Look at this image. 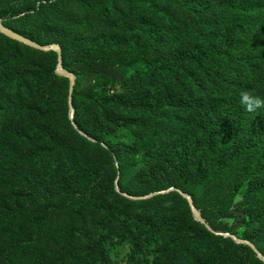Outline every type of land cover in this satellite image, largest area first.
Masks as SVG:
<instances>
[{"label":"trees","instance_id":"1","mask_svg":"<svg viewBox=\"0 0 264 264\" xmlns=\"http://www.w3.org/2000/svg\"><path fill=\"white\" fill-rule=\"evenodd\" d=\"M50 1L39 0L32 12L38 13ZM122 1L132 14L137 9L148 12L137 22L122 21L128 29L131 27V31L125 30L122 44L111 43L123 51V56L129 57L122 66L132 68L134 72L125 82L117 84L122 94L111 96L108 89L102 90L89 100H83L85 107H80L74 97L75 87V122L98 142L78 134L66 114L68 134L77 146L102 148V143H106L110 150H104L113 156L115 153L119 161L122 157L124 160L126 153L142 157L137 178L143 188L162 190L170 185L191 195L213 230L218 217L228 214L235 195L246 186L243 208L248 217L247 231L251 234L246 240L264 255L259 246L264 240V109L247 112L239 97L240 91L253 90L264 99V53L253 52L245 56L232 51L224 53L207 39L220 31L232 35L238 31H264V0H175L178 5L196 10L201 21L197 27L203 30L200 34H194V26L182 25L173 10L154 0ZM111 5L115 7L116 4L112 2ZM206 10L211 14L204 12ZM183 32L189 40H174L177 46L163 52L170 41L165 39ZM4 40L10 48L8 55L0 51V82L3 77L10 76L11 64L16 63L21 45L6 37ZM101 40L116 38L103 36ZM22 47L27 54L37 53ZM60 47L64 59L65 45L60 44ZM51 54L53 52L43 55ZM55 79L67 80L59 76ZM12 81L11 92L19 95L27 94L36 79L32 72L18 70ZM5 100L7 97L0 90V113ZM29 102L28 110L22 108V102L18 104L20 113L25 115L24 123L7 128L0 141V163L22 158L25 153L20 151L21 147L74 148V143L66 144L65 134L48 123L52 113L47 103H36L32 99ZM7 103L16 106L14 100L8 99ZM83 112L88 115L84 124ZM90 117L91 121L86 123ZM154 128L160 130L158 138L153 143H146V133ZM253 152V162L230 185L227 207L209 217L197 200L196 190L211 188L223 175L235 172L244 156ZM52 162V170L62 177L58 193L49 187L43 167H38L32 172L35 183L32 192L0 199V228L13 229L7 238L0 236V264H79L80 257H87L89 249L85 242L90 232L84 215L94 192L83 186L75 190L76 181L73 173L70 174L72 164ZM124 179L123 164L121 189L132 197L137 196L126 189ZM179 195L173 192L149 202H130L148 207L158 201L176 198L184 208L186 218L165 207H159L162 212L152 218L123 213L121 242L123 247H132L127 264H141V260L148 264H227L229 249H234L245 264L247 260L263 264L248 246L206 230L195 220L189 203ZM70 207L84 218L76 230L70 233L67 230L61 235L45 233L44 227L55 209L59 214H66ZM46 208L49 209L47 217L44 215ZM103 255L107 259L103 264H112L109 254ZM96 256L97 253L93 254L89 260Z\"/></svg>","mask_w":264,"mask_h":264},{"label":"rangeland","instance_id":"2","mask_svg":"<svg viewBox=\"0 0 264 264\" xmlns=\"http://www.w3.org/2000/svg\"><path fill=\"white\" fill-rule=\"evenodd\" d=\"M154 1L173 10L182 25L194 26L196 30L194 34H200L203 31L200 26L197 27L201 25V21L193 7L178 5L175 0ZM38 2L39 0H0V21L4 26L24 38L36 44L39 42L40 46L65 45L63 67L66 71L74 74L76 78L77 93L74 97L77 98L80 107H85L83 100H89L94 94L102 90L108 89L111 96L122 94L120 86L118 87L117 84L125 82L133 74L134 69L122 66L123 61H127L129 57L123 56V51L111 46V43L120 42L122 44L125 30L131 31V27L128 29L122 24V21L137 22L148 12L137 9L132 14L128 12V8L122 0H51L49 5L34 14L32 9ZM112 2H115V7H112ZM204 12L211 14V11L208 10ZM103 36L114 37L116 40L103 41L101 40ZM207 39L224 53L232 51L242 56L253 52L264 53V31H238L234 35L220 31V34L213 33ZM165 40L170 41L164 46L163 52L172 50L177 46L174 40H189V37L186 32H183ZM9 48L4 36L0 34V51L3 50L8 55ZM18 52L19 56L15 61L16 63L12 62L11 64L10 76L3 77L0 82L1 93L7 97L1 106L3 112L0 113V141L6 135L7 128L9 129L13 124L24 123L25 115L20 113L21 108L18 104L22 102L24 104L22 108L28 110L29 100L32 99L36 103L40 101L47 103L50 108L49 111L52 113L48 123L65 134L66 144L74 143V148L67 146L70 149L64 147L60 149L43 145L30 149L21 147L20 151L25 153L22 158H18L14 162L2 160L0 163V199H10L11 196L15 195L25 196L24 194L32 192L35 185L32 181L34 178L32 172L38 167H43L42 171L46 173L49 187L54 188V192L58 193L62 177L56 175V171L52 170V161L72 164L70 174L73 173V180L76 181L75 190L79 186H83V189L92 188L94 192L93 199L87 205L84 215L88 224V232H90L85 242L89 250L86 253L87 257H80L78 263H107V259L103 255L107 253L112 264H127V256L131 253L132 247L131 245L123 247L121 242L123 213L130 214L132 217L146 216L152 218V215L162 212L159 207H165V209H173L181 218H186L184 208L176 198L158 201L148 207H140L130 203L140 201L128 199L120 194L117 191L116 182L120 170L121 177H123V164L124 186L137 195L133 196L135 198L146 197L171 187L167 185L162 190H145L143 188L137 178V167L143 161L142 157L126 153L124 160L122 157V161H119L120 167H118L113 154L104 150L106 147L102 146V149L77 146L75 139L68 134L65 124L66 114L69 116V81L62 82L55 79L57 76L56 53L53 52L48 56L43 55L45 53L40 51L27 54L22 45H19ZM18 70H28L33 73V77L36 79V82L31 84L27 94L17 95L11 92L12 79L15 71ZM8 99L14 100L16 106L8 104ZM89 113L91 114V111ZM81 117L84 124V119L88 115L83 112ZM89 121H91V117L86 123ZM158 132L160 130L155 128L149 130L146 133V143H153L159 136ZM61 151H65L73 157H69ZM254 154L255 152L252 155L247 153L235 172L223 175L215 185H211V188L207 186L196 190L197 200L209 217H212L211 213H217L218 210L227 207L231 183L238 178L237 176L243 172V169L253 162ZM128 155H132V157ZM63 156L66 157L62 159ZM58 171L60 173V169ZM245 187L243 186L235 195L233 206L228 214L218 217L214 225L215 231L219 233H234L241 240L247 241L246 237L251 234L247 231L248 217L243 208ZM125 193L127 194V192ZM237 198L242 199L237 202ZM23 199L26 200V197ZM44 211V215L47 217L49 209L46 208ZM160 219L155 218V220ZM82 220L84 218H81L71 207L66 214H59L55 209L49 223L44 227V232L50 235H61L68 230L70 233L76 230ZM11 231L13 229L10 227H2L0 228V236L7 238L13 233ZM259 246L264 250V240L259 242ZM229 250L227 264H245L237 256L234 249ZM95 253L97 256L89 260L90 256ZM247 262V264H256L252 260H247ZM148 263H143L141 260V264Z\"/></svg>","mask_w":264,"mask_h":264},{"label":"water","instance_id":"3","mask_svg":"<svg viewBox=\"0 0 264 264\" xmlns=\"http://www.w3.org/2000/svg\"><path fill=\"white\" fill-rule=\"evenodd\" d=\"M0 34L2 36L6 37L7 39L11 40V41H14L18 44L24 45V46L29 47L31 49H34V50H37V51H40L43 53H50V52L56 53V55H57L56 74H57V76H59L61 78H65L69 81L68 105H69V121H70V124L78 132V134H80L82 137L89 139L90 141L95 142V143L98 142V140L94 139L93 137H91L87 133H85L75 122V108L73 105V96H74V91H75V86H76V78H75L74 74L66 71L63 67L64 59H63V52H62L61 47L59 45H53V46H48V47L40 46V45L24 38L23 36L19 35L18 33L14 32L13 30L7 28L6 26H4L2 24L1 21H0ZM102 145L110 150L109 146L106 143H102ZM114 157H115V160H116L118 167H120L119 159L115 153H114ZM120 180H121V171L119 172V176H118V179L116 182L117 191L120 194L124 195V197L131 199V200H134V201H140V202L141 201H150L156 197L169 195L173 192L180 194L189 203L195 220L198 223H200L201 225H203L211 234H213L217 237H223L226 239H231L232 241H234L238 245L248 246L256 254V256L260 260V262H262L264 264V255L262 253H260V251L256 248V246L254 244H252L249 241L241 240L238 237H236L235 235H232L230 233H219V232L213 230L204 220L202 213L197 208L195 201L191 195L183 192L180 189L171 188V189H168V190H165L162 192L152 193L146 197L135 198V197L129 196L128 194H126L125 192L122 191L121 186H120Z\"/></svg>","mask_w":264,"mask_h":264},{"label":"clouds","instance_id":"4","mask_svg":"<svg viewBox=\"0 0 264 264\" xmlns=\"http://www.w3.org/2000/svg\"><path fill=\"white\" fill-rule=\"evenodd\" d=\"M240 104L247 112H256L264 109V99L254 94L253 90H242L239 93ZM242 198H237V202Z\"/></svg>","mask_w":264,"mask_h":264}]
</instances>
